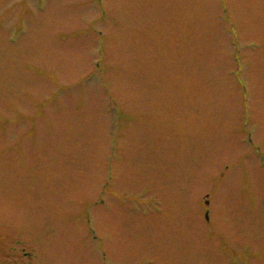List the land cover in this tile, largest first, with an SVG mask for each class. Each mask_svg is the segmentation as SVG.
Here are the masks:
<instances>
[{"label":"rangeland","instance_id":"rangeland-1","mask_svg":"<svg viewBox=\"0 0 264 264\" xmlns=\"http://www.w3.org/2000/svg\"><path fill=\"white\" fill-rule=\"evenodd\" d=\"M259 154L264 0H0V264H264Z\"/></svg>","mask_w":264,"mask_h":264}]
</instances>
